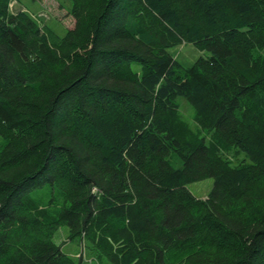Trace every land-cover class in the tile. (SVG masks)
<instances>
[{
	"label": "trees",
	"instance_id": "obj_1",
	"mask_svg": "<svg viewBox=\"0 0 264 264\" xmlns=\"http://www.w3.org/2000/svg\"><path fill=\"white\" fill-rule=\"evenodd\" d=\"M69 1L0 0V264H264V0Z\"/></svg>",
	"mask_w": 264,
	"mask_h": 264
},
{
	"label": "rangeland",
	"instance_id": "obj_2",
	"mask_svg": "<svg viewBox=\"0 0 264 264\" xmlns=\"http://www.w3.org/2000/svg\"><path fill=\"white\" fill-rule=\"evenodd\" d=\"M10 7L15 12L20 10L28 11L40 25L51 27L59 35H64L67 29L72 28L75 24V17L70 12L71 2L69 0H12ZM176 52L181 59L191 62L200 56L210 55L208 50L197 49L191 44H184L177 47ZM178 101L185 119L193 127H196L193 106L183 97H179ZM2 141V138H0V144ZM171 163L176 168L182 166V160L175 154L171 157ZM213 186V177L188 184L191 192L199 198H207ZM54 240L71 257L78 259L82 256L83 264H111L106 259H97V255L91 251L88 243L84 239L70 238L69 229L66 225H63L55 233Z\"/></svg>",
	"mask_w": 264,
	"mask_h": 264
},
{
	"label": "bare ground",
	"instance_id": "obj_3",
	"mask_svg": "<svg viewBox=\"0 0 264 264\" xmlns=\"http://www.w3.org/2000/svg\"><path fill=\"white\" fill-rule=\"evenodd\" d=\"M94 191H97V188H94Z\"/></svg>",
	"mask_w": 264,
	"mask_h": 264
},
{
	"label": "built area",
	"instance_id": "obj_4",
	"mask_svg": "<svg viewBox=\"0 0 264 264\" xmlns=\"http://www.w3.org/2000/svg\"><path fill=\"white\" fill-rule=\"evenodd\" d=\"M11 5V4H10Z\"/></svg>",
	"mask_w": 264,
	"mask_h": 264
}]
</instances>
